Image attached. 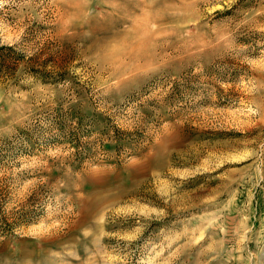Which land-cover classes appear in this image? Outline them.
I'll return each mask as SVG.
<instances>
[{"label": "rangeland", "instance_id": "1", "mask_svg": "<svg viewBox=\"0 0 264 264\" xmlns=\"http://www.w3.org/2000/svg\"><path fill=\"white\" fill-rule=\"evenodd\" d=\"M0 264H264V0H0Z\"/></svg>", "mask_w": 264, "mask_h": 264}]
</instances>
